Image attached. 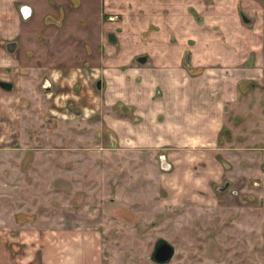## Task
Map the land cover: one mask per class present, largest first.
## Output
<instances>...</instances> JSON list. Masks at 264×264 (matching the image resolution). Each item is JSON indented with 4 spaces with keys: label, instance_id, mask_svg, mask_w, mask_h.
<instances>
[{
    "label": "rangeland",
    "instance_id": "374dc122",
    "mask_svg": "<svg viewBox=\"0 0 264 264\" xmlns=\"http://www.w3.org/2000/svg\"><path fill=\"white\" fill-rule=\"evenodd\" d=\"M202 1L204 15L188 8L197 23L181 65L201 76L216 62L239 77L214 150H149L116 134L141 117L106 94L127 59L153 61L134 48L151 44L156 27L86 0L64 21L31 17L20 37L3 39L0 83L11 89L0 87V257L156 264L164 240L175 249L169 264H264V0ZM217 9L225 20L212 17ZM7 41L17 42L12 54Z\"/></svg>",
    "mask_w": 264,
    "mask_h": 264
},
{
    "label": "crops",
    "instance_id": "0c3cea01",
    "mask_svg": "<svg viewBox=\"0 0 264 264\" xmlns=\"http://www.w3.org/2000/svg\"><path fill=\"white\" fill-rule=\"evenodd\" d=\"M83 2L86 0H0V40L20 36L31 17L41 21H64L73 5ZM190 6L196 13H206L202 0H101V14L134 23L143 22L140 30L156 27L151 44L135 45L134 48L151 51L153 61L148 66L132 67L126 66L127 59L123 73L116 76L114 86L106 94L108 104L118 102L132 106L141 117L138 125L131 122L126 126L121 122L115 129L118 138L133 140L138 147L149 150L155 145L182 152L214 150L218 146L227 120L222 103L237 99L235 82L239 77L236 70L221 72L216 68V62H207L210 66L201 76L189 74L183 68L180 53L185 51L189 28L197 23L194 18L193 22L189 21ZM22 7H25V14L31 13L29 21L22 19ZM211 15L217 21H223L226 13L217 9V13L212 10ZM170 36L176 39L175 43L171 42ZM195 49L200 50V47ZM222 85L224 88L220 92ZM245 137L248 141L247 132ZM138 140L141 143L138 144ZM206 158L214 167L216 157L208 154ZM11 259L6 253L0 257V264H13Z\"/></svg>",
    "mask_w": 264,
    "mask_h": 264
},
{
    "label": "water",
    "instance_id": "95a60500",
    "mask_svg": "<svg viewBox=\"0 0 264 264\" xmlns=\"http://www.w3.org/2000/svg\"><path fill=\"white\" fill-rule=\"evenodd\" d=\"M12 48L8 49V51L11 52ZM139 61L140 63H144L145 59H140ZM174 253L175 249L172 245L164 240H158L155 244L151 259L156 264H169L174 256Z\"/></svg>",
    "mask_w": 264,
    "mask_h": 264
},
{
    "label": "flooded vegetation",
    "instance_id": "af4514ba",
    "mask_svg": "<svg viewBox=\"0 0 264 264\" xmlns=\"http://www.w3.org/2000/svg\"><path fill=\"white\" fill-rule=\"evenodd\" d=\"M24 9H25V7H22L21 8V11H22V13H21V17H22V19L25 21V20H27V21H29V19H30V17H31V13H27V14H25L24 13ZM43 22L44 21H46L45 19L44 20H42ZM46 22H48V21H46ZM57 22V21H56ZM48 25H50L49 23H48ZM18 37H20V36H18ZM18 37H13V38H18ZM3 41H5V40H3V39H1L0 40V44L1 43H3ZM12 45H13V48H12ZM5 50H7V52L9 53V54H12L13 52H15V50L17 49V42L16 41H7V42H5ZM12 48V51L11 52H9L8 51V49H11ZM140 59H145V57H139V59H138V61L140 60ZM146 60V59H145ZM140 62V61H139ZM144 63H145V61H144ZM143 64V63H142ZM99 82V83H98ZM95 86H96V89H100L101 88V81L100 80H98L96 83H95ZM0 87H2V88H4V89H6V90H10L11 89V86H10V84H8V83H3V82H1L0 83ZM219 143V142H218ZM154 247H155V245H154ZM153 251H154V248H153ZM153 251H152V253H153ZM152 253H151V255H152ZM175 254V253H174ZM151 257V256H150ZM174 257V256H173ZM173 259V258H172Z\"/></svg>",
    "mask_w": 264,
    "mask_h": 264
}]
</instances>
